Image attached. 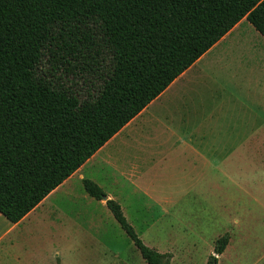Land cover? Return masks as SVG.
<instances>
[{
	"label": "trees",
	"instance_id": "1",
	"mask_svg": "<svg viewBox=\"0 0 264 264\" xmlns=\"http://www.w3.org/2000/svg\"><path fill=\"white\" fill-rule=\"evenodd\" d=\"M243 19L264 36V0H0V212L19 222ZM83 186L147 264L170 263Z\"/></svg>",
	"mask_w": 264,
	"mask_h": 264
},
{
	"label": "rangeland",
	"instance_id": "2",
	"mask_svg": "<svg viewBox=\"0 0 264 264\" xmlns=\"http://www.w3.org/2000/svg\"><path fill=\"white\" fill-rule=\"evenodd\" d=\"M258 33L246 20L237 30V38L228 45V55L221 58V63L223 60L225 63H220L218 73L207 76L206 83L192 90L191 110L195 116L187 126L193 127L197 117L196 125L200 129L216 133V137L207 139L205 163L194 166L183 161L184 150H180V157L173 156L175 159L155 169L157 173L153 174L149 153L142 147L135 155L141 162L139 171L144 174L138 181L141 188L138 196L142 200L136 202L135 197H124L120 204L146 244L171 254L169 264H206L216 241L225 233H229L230 242L219 256V264H264V137L253 153L246 145L239 144L249 140L251 130L263 127L264 36ZM49 57L41 64L43 70L50 67ZM243 63H249V67L240 69ZM215 109L220 112L218 116L212 112ZM211 113L214 115L210 116ZM97 168L101 179L96 182L102 184L107 194L117 189L119 194L132 190L131 185L113 186L114 180L101 167ZM86 178L96 180L91 174ZM65 191L70 192L72 201L62 197ZM148 197H153V201ZM48 203L47 209L50 204L60 206L64 224L74 221L77 231L91 232L120 253L97 250V243L92 241L93 250L76 251L72 257L63 247L61 254L54 255L55 236L44 221L36 228L39 247L31 251L39 264H147L114 216L108 218V208L87 194L83 180L77 176ZM145 206L152 207L151 211H144ZM95 219L103 220L106 228L103 235L90 227Z\"/></svg>",
	"mask_w": 264,
	"mask_h": 264
},
{
	"label": "crops",
	"instance_id": "3",
	"mask_svg": "<svg viewBox=\"0 0 264 264\" xmlns=\"http://www.w3.org/2000/svg\"><path fill=\"white\" fill-rule=\"evenodd\" d=\"M246 20L243 19L239 22L219 42L175 79L161 95L154 99L143 111L99 149L81 168L53 190L19 222L14 223L10 221L0 212V264H39V260L31 256V251L35 247H39L37 245L39 244V238L36 228L41 226L44 221L49 223L50 229L53 231L52 234L55 236V240L53 241L54 255L61 254L63 247L70 252L72 257L76 251L93 250L94 245L92 241L97 243V250L113 251L106 242L100 240V237L92 236L89 231H77V226L74 221H71L70 224H64L60 206L56 208V204L55 206L54 204H50V209L46 208V205H49V199L53 198L56 194L59 196V192L63 186H66L76 176L79 180H83L87 175L91 174L96 179L94 181L98 182L101 176L100 173L96 172V169H98L97 166L101 167L102 170L106 171L104 173L114 180L113 186L118 188L122 185H131L133 187L127 194H119L118 189L114 190L112 194H107L109 198H116L115 200L120 203L124 197H135L134 200L137 202L142 200L138 196V193L141 191L138 181L142 179L144 174L139 171V169H142L138 166L141 162L135 155L141 152L142 147L151 157L148 159V162L149 165H153V174L157 173L155 169L167 165L175 159L172 158L173 156L180 157V150H184L183 154L185 155V159L183 161L192 163L194 166L205 163L208 149L207 139L216 137V133L200 129V126L196 125L197 117L193 120V127L187 126L192 122L191 118L195 116L191 110L194 104L191 93L195 86L206 83L207 76L218 73L221 58L228 55L227 50L230 47L228 45L234 38H237L235 34ZM224 63L225 61L223 60L221 64ZM248 64L243 63L240 69L243 70ZM224 74L230 76L229 72L224 71ZM228 80L230 79L228 78L226 81ZM243 84L245 85L247 83L243 82ZM256 85L259 87V83ZM212 112L216 116L220 113L216 109L212 110ZM214 113H211L210 116H213ZM263 137L264 120L262 128L251 130L249 140L239 142L240 147H245L246 145L249 148V152L253 153L261 146L262 142H260V139ZM235 151H238L237 145ZM242 151L241 153H244ZM101 153H103V157L100 156ZM116 162L117 165H115ZM122 163L125 164L123 167H121ZM109 169L112 172L108 171ZM64 193L65 195H62L63 198H70V192L67 193L65 191ZM144 194L145 196H149V194ZM90 197L93 198L92 196ZM148 200L153 201V197H148ZM70 201H72L71 198L68 202ZM97 201L101 202L100 205L103 208L107 207L105 200ZM151 209L152 207L150 206L144 207V211L147 212H150ZM123 210L125 212V207ZM110 212H106L108 218H112L113 216ZM167 212L172 216L174 215L171 211ZM147 218L153 217L148 216ZM55 219L58 223L54 221ZM90 227H94L99 235H103L104 231H106L103 220L101 219L93 220ZM119 253L120 251L118 249L113 251V254L119 255Z\"/></svg>",
	"mask_w": 264,
	"mask_h": 264
}]
</instances>
